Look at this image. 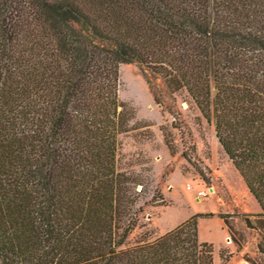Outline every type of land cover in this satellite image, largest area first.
I'll use <instances>...</instances> for the list:
<instances>
[{
	"label": "trees",
	"instance_id": "obj_1",
	"mask_svg": "<svg viewBox=\"0 0 264 264\" xmlns=\"http://www.w3.org/2000/svg\"><path fill=\"white\" fill-rule=\"evenodd\" d=\"M121 65L174 121L166 97L184 92L213 126L259 207L242 221L264 256V0H0V264H213L198 215L125 246L137 184L117 166L135 118Z\"/></svg>",
	"mask_w": 264,
	"mask_h": 264
},
{
	"label": "rangeland",
	"instance_id": "obj_2",
	"mask_svg": "<svg viewBox=\"0 0 264 264\" xmlns=\"http://www.w3.org/2000/svg\"><path fill=\"white\" fill-rule=\"evenodd\" d=\"M153 83L162 95L166 94L161 81ZM118 97L135 111L132 129L120 136L117 161L118 169L130 174L137 184L133 193L137 225L125 246L157 238L198 215V240L212 246L213 264H222V251L230 255L225 264H248L244 256L253 264H264V256L256 249L263 235L248 229L242 221L245 214L258 213L259 207L217 143L213 126L201 117L186 93L176 94L173 101L166 97L167 105L178 114L174 121L153 102L138 67L121 65ZM172 124L180 129H174ZM164 132L174 148L172 156L164 144ZM199 192L207 197H199ZM221 214L229 215L240 243L239 252Z\"/></svg>",
	"mask_w": 264,
	"mask_h": 264
},
{
	"label": "built area",
	"instance_id": "obj_3",
	"mask_svg": "<svg viewBox=\"0 0 264 264\" xmlns=\"http://www.w3.org/2000/svg\"><path fill=\"white\" fill-rule=\"evenodd\" d=\"M198 196L202 197V198H206L207 197V195L204 192H199Z\"/></svg>",
	"mask_w": 264,
	"mask_h": 264
}]
</instances>
